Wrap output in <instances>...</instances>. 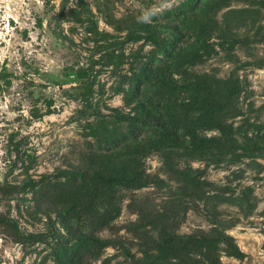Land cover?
<instances>
[{
  "label": "rangeland",
  "instance_id": "obj_1",
  "mask_svg": "<svg viewBox=\"0 0 264 264\" xmlns=\"http://www.w3.org/2000/svg\"><path fill=\"white\" fill-rule=\"evenodd\" d=\"M158 3L0 0V264H264V0Z\"/></svg>",
  "mask_w": 264,
  "mask_h": 264
},
{
  "label": "trees",
  "instance_id": "obj_2",
  "mask_svg": "<svg viewBox=\"0 0 264 264\" xmlns=\"http://www.w3.org/2000/svg\"><path fill=\"white\" fill-rule=\"evenodd\" d=\"M187 142H189V145H190L188 147L190 152H195V151L201 150V148H203V149L207 148L206 144L204 143V140H201L200 138H196L195 134L193 132L190 133V136L188 137ZM130 173L131 174L129 177H122V179H119V180L114 179V181L120 182V183H125V184H130V183L134 184V181L139 182L141 180L142 177L139 174H138V176L141 178L134 177V166L131 167ZM137 173H138V171H137ZM111 182H112V180L110 178H107V180L105 181V184L110 185V184H112ZM90 240L94 241V242H99V244H101V246H103V242L99 241V239L95 236L91 237Z\"/></svg>",
  "mask_w": 264,
  "mask_h": 264
},
{
  "label": "clouds",
  "instance_id": "obj_3",
  "mask_svg": "<svg viewBox=\"0 0 264 264\" xmlns=\"http://www.w3.org/2000/svg\"><path fill=\"white\" fill-rule=\"evenodd\" d=\"M171 0H159L157 5H153L151 8L143 10L137 17V23L152 24L153 18L164 10L171 8Z\"/></svg>",
  "mask_w": 264,
  "mask_h": 264
}]
</instances>
